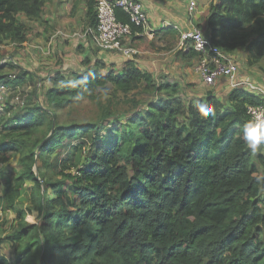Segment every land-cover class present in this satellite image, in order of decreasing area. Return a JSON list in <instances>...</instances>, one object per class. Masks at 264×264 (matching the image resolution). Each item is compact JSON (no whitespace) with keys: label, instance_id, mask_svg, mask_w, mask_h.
Masks as SVG:
<instances>
[{"label":"trees","instance_id":"trees-1","mask_svg":"<svg viewBox=\"0 0 264 264\" xmlns=\"http://www.w3.org/2000/svg\"><path fill=\"white\" fill-rule=\"evenodd\" d=\"M47 1L0 0V40L26 41L18 14L40 18ZM95 2L88 0L90 26ZM197 26L227 52L243 47L251 62L264 56V0H213ZM183 52L198 57L192 46ZM5 66L0 81H24L27 70L12 76ZM52 80L46 106L0 116V160L16 153L19 166L11 175L0 169V209L16 213L10 233L0 221V241H16L0 264H264V145L254 153L244 139L245 124L255 127L247 106L260 96L233 88L225 101L209 90L186 102L177 82L157 84L130 59L117 71L96 57ZM140 83L159 94L132 114L98 96L109 84L125 96ZM84 97L98 101L97 116L61 120ZM200 104L214 115L200 118ZM64 141L65 155L51 156ZM26 181L29 203L20 206Z\"/></svg>","mask_w":264,"mask_h":264},{"label":"rangeland","instance_id":"rangeland-1","mask_svg":"<svg viewBox=\"0 0 264 264\" xmlns=\"http://www.w3.org/2000/svg\"><path fill=\"white\" fill-rule=\"evenodd\" d=\"M87 10L88 0H48L42 9L40 18H29L23 13L18 14V19L26 26L27 40L23 42L26 43L23 45V43L11 39H1L0 61L11 59L14 67L10 68L7 61L0 65H6L4 67L5 73L12 74V76L19 73L20 69H25L28 73L23 74L24 81H21L20 84L14 85L10 82L0 81V116L2 114L11 115L20 108L31 106L36 102L46 106L45 91L52 85V79L56 73L71 74L73 69L69 68L70 65L84 70L93 63L90 50H94L93 54L96 55L97 49L100 47L95 43L96 41L91 34L88 33L87 28L90 23ZM151 34L152 32H149L147 35L129 38L131 46L136 50L130 60L137 65L140 64L141 66H138L142 69L151 70L155 83L177 82L179 84V95L186 102L191 99L205 98V92L209 90H223V82L221 80L210 85L199 79L194 70L198 57L183 56L184 52L179 46V38L176 32L161 36L157 33ZM205 34L208 35L207 33ZM32 42L41 47L40 49L46 52L49 51L48 54L44 52V55L39 51L41 55L38 57L39 65L31 66L29 58L26 56L27 50H32L33 48V45H30ZM86 48L89 50L88 53ZM45 54L55 61L48 63L49 59ZM242 54L244 61L240 60L238 54L235 55L236 57L232 54L238 61L240 73H245L251 76L250 78L257 79L258 83L264 85L259 80H264V56L256 62H251L252 60L249 59L248 53L246 56L244 53ZM84 58H91L87 62L88 64L82 61ZM176 60L178 61L177 64L175 63ZM146 62L149 67H146ZM170 63L178 66L173 69L172 74L165 71ZM51 65L53 66L52 68H45V66ZM34 66H37V69H34ZM63 66H66V68ZM122 67L123 63L120 67L113 68L120 71ZM28 68L31 71H28ZM184 68H190L189 73L184 71ZM76 71L80 70L76 69ZM194 79L197 81H194ZM143 86L144 83H140L138 87L132 89L125 96L119 91L116 92L110 84L97 91L98 96L102 99L101 102H105L104 98L109 96L106 97L108 100L112 99L116 102L111 105L115 110L128 111L132 114L134 108H141L145 102L150 99L154 100L159 94V92H154L153 95L150 92H145L142 88ZM113 91L116 92V95L111 94ZM227 96L228 92L217 94V97L224 101ZM134 100L139 101L142 105H136ZM97 103L98 101L96 100L84 97L73 106L62 109L61 120L66 118L65 115L79 119H93L97 116V112L100 109ZM67 148L66 141H64V145L57 148L51 156L59 153L63 157ZM262 151L264 152V148ZM17 159L18 154L15 153L6 161L0 160V169L3 168L8 175L13 174L19 167ZM71 171L76 173L78 169L72 168ZM3 181L4 179L1 178L0 193L4 192ZM31 183V181H26L24 185L20 197L22 205L20 204V206L29 203L28 190ZM0 221H3L2 229L4 234L10 233L16 223V213L10 208L0 209ZM15 242L6 238L2 239L0 241V253L10 257L15 247ZM13 262L12 264H14Z\"/></svg>","mask_w":264,"mask_h":264},{"label":"built area","instance_id":"built-area-1","mask_svg":"<svg viewBox=\"0 0 264 264\" xmlns=\"http://www.w3.org/2000/svg\"><path fill=\"white\" fill-rule=\"evenodd\" d=\"M195 0H188L190 9L195 5ZM120 7L130 17V20L142 31H132L129 23L123 22L116 16V8ZM95 24L89 26L88 33L96 41L95 43L105 50L119 51L126 59L136 53L128 42L134 35H141L146 29L148 15L141 0H96ZM179 46L183 51L193 47L198 53V62L194 70L198 77L206 84H214L218 80L226 79L231 88H242L260 96V102L249 104L247 112L253 120L254 126L264 122V85L250 77L241 78L239 64L231 52L221 49L212 43L208 35L197 26H190L179 30ZM8 60H1L0 64ZM16 74H13L15 76Z\"/></svg>","mask_w":264,"mask_h":264},{"label":"crops","instance_id":"crops-1","mask_svg":"<svg viewBox=\"0 0 264 264\" xmlns=\"http://www.w3.org/2000/svg\"><path fill=\"white\" fill-rule=\"evenodd\" d=\"M141 1L143 3V6L145 7V9L147 11L148 22H147L146 29L143 31V33L141 35H134L133 37H140L143 35H147L149 32H152L151 35L157 33L160 36L168 34V33L176 32L178 34V38H179V30L180 29L186 28V27L190 26L191 24H197L200 21H202L203 18H205L206 14L208 12V9H209V5L212 2V0H195L196 3L194 5V7L192 9H190L189 4H188V0H141ZM201 29L204 30V32L208 34L207 28H201ZM25 43H23V45ZM126 43H130V40ZM30 45H33V48H32V50H27L26 56L29 58V62L31 64V66L39 65L40 61L38 60V57L41 56L39 51H41L43 53V55H44V52H46V51L43 49H40L41 47L37 46L35 42H32ZM48 52L49 51H47L46 53L48 54ZM88 52H89V50L87 49V53ZM93 52H94V50L91 49L90 53H91V57L93 59V62H94V58L100 57L106 63L110 64L111 67H115V68L120 67V65L123 63V61L126 60V58L119 51L105 50V49L99 48V49H97L96 55L93 54ZM241 52L244 53L245 56L247 55V50L243 47H237V48L233 49L231 51V54H233L234 56L236 54H238L240 60L244 61L243 54ZM47 54H45V55L49 59L48 63L54 62L55 60L53 61V59L49 58V56ZM32 59H34L35 62ZM129 59H131V58H129ZM111 63H113V64H111ZM175 63L177 64L178 61L176 60ZM138 65L141 66L140 64H138ZM145 65H146V67H149L147 65V62ZM165 66H167V65H165ZM52 67H53L52 65L51 66H45V68H47V69L52 68ZM63 67L66 68V66H63ZM176 67H178V66L174 65L173 63H170L168 65V67H166L165 71L172 74L173 69ZM69 68L70 69L72 68L73 71L76 69L81 70V68H76L72 65H70ZM34 69H37V66H34ZM28 71H31V70L28 68ZM147 71L151 72V70H148V69H147ZM184 71H187L189 73L190 68H187V69L184 68ZM71 72H72V70H71ZM240 76H241V78L251 77L245 73L244 74L240 73ZM254 80L257 81V79H254ZM259 80H261L262 83L264 84V80H262V79H259ZM194 81H197V80L194 79ZM221 82H223V84H222L223 90H218V91L212 90V92L216 96H217V94L219 95L220 92H223V93L228 92V94H229V92L233 89L228 85V82L226 81L225 78L221 79ZM17 84H20V82H18Z\"/></svg>","mask_w":264,"mask_h":264},{"label":"clouds","instance_id":"clouds-1","mask_svg":"<svg viewBox=\"0 0 264 264\" xmlns=\"http://www.w3.org/2000/svg\"><path fill=\"white\" fill-rule=\"evenodd\" d=\"M214 111L212 107H206L203 104L198 105V112L202 119L214 115ZM244 139L251 151L257 152L264 145V122L257 123L255 127L251 124H245Z\"/></svg>","mask_w":264,"mask_h":264},{"label":"water","instance_id":"water-1","mask_svg":"<svg viewBox=\"0 0 264 264\" xmlns=\"http://www.w3.org/2000/svg\"><path fill=\"white\" fill-rule=\"evenodd\" d=\"M38 176V175H37ZM39 177V176H38Z\"/></svg>","mask_w":264,"mask_h":264}]
</instances>
